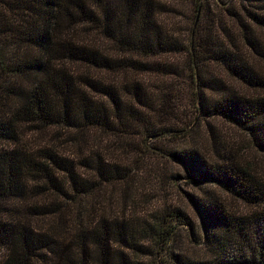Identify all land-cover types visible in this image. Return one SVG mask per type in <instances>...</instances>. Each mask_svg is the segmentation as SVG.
<instances>
[{
    "label": "trees",
    "instance_id": "obj_1",
    "mask_svg": "<svg viewBox=\"0 0 264 264\" xmlns=\"http://www.w3.org/2000/svg\"><path fill=\"white\" fill-rule=\"evenodd\" d=\"M185 1L190 23L181 30L160 20L174 7L159 0H0V264H194L182 254L156 258L178 225L220 264H264V174L221 140L213 141L219 162L194 148L166 156L184 164L189 181L231 194L247 211H231L219 195L191 197L200 235L179 209L136 226L100 212L105 187L112 195L134 180L92 133L125 146L137 137L131 145L145 148L187 135L182 72L194 88V120L221 117L264 153V0ZM48 129L58 145L25 140ZM136 233L158 244L153 256ZM234 242L242 247L229 255Z\"/></svg>",
    "mask_w": 264,
    "mask_h": 264
},
{
    "label": "rangeland",
    "instance_id": "obj_2",
    "mask_svg": "<svg viewBox=\"0 0 264 264\" xmlns=\"http://www.w3.org/2000/svg\"><path fill=\"white\" fill-rule=\"evenodd\" d=\"M159 1L166 6L174 7L173 13L160 17L161 21L167 20L170 23L169 26L176 25L181 27V30L187 24L189 25L190 22L186 24V19L190 16L187 17L186 15L191 11L188 9L185 0ZM188 21L190 20L188 19ZM217 71L220 72V69H217ZM186 75V72H182L181 109L179 110L181 113V128H185L188 133L185 135L181 132V139L168 137L162 140L148 141L147 143L152 144V148H145L144 145L140 146V144L137 145L138 147L131 145L133 141L139 143L137 137H127L125 140L131 143L129 146H125L119 140L117 145L115 143L116 137L107 136L104 133H92V137L102 139L101 149L107 158L112 155L116 157L115 155H117L120 162L125 163L128 168H132L130 179L134 180V182L119 183V186L112 191V195H110V188H104L102 195L105 197L102 196L99 207L101 214L112 213L123 219H132L133 226H136V221L143 220L155 225L157 219L165 210L179 209L192 221L195 231L200 235V218L191 197L210 199V197L213 198L219 195L231 211L245 212L248 210L247 205L213 185L192 183L189 181V171L184 164L181 163L180 165L166 156L168 151L174 149L184 151L185 149L194 148L211 161L219 162L217 155L219 149L215 150L213 141L217 140L216 147H218V142L221 140L220 142L224 143L225 147L233 153L239 162L249 163L254 171L264 174V153L259 152L254 147L251 137L245 131L218 116H198L194 120L191 113L195 105L192 94L194 88L188 84ZM221 76L230 86H235L238 89L242 88L237 81L224 75L222 71ZM210 128L214 133V137L210 135ZM29 129L30 127H25L23 130L29 131ZM55 132V129H48L46 132L30 131L24 137L25 140H30L34 145L46 146L52 144V141L55 142V145H58L60 141L57 135H54ZM110 139H114V141ZM60 147L66 149L65 151L71 150L70 147L64 145ZM134 147H137L138 151L133 152ZM118 154H122V156ZM107 196H111L110 200L107 199ZM89 200L90 198L84 200L87 207L83 209L85 219H88L86 216ZM189 233L190 230L186 226L178 225L168 245L165 246V251L160 252V256H156V258H164L171 263L170 261L174 259L171 254L173 253L184 255L185 258L191 259L194 264H220L222 262L219 257L215 258L213 255H209L200 243L193 242V237ZM135 238L138 239L137 243H139L140 249L151 251L152 256L157 251L158 244L152 238L146 237L142 240L140 233H136ZM241 247L242 242H234L227 254L239 253L237 248ZM133 256L135 255L133 254ZM147 258L150 257H144L143 259L148 260ZM225 258L229 257L225 256Z\"/></svg>",
    "mask_w": 264,
    "mask_h": 264
}]
</instances>
